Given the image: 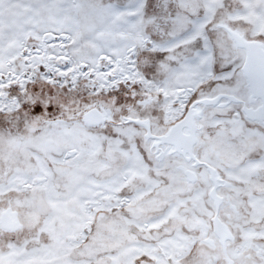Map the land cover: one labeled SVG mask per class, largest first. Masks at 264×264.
I'll list each match as a JSON object with an SVG mask.
<instances>
[{
	"label": "snow or ice",
	"instance_id": "obj_1",
	"mask_svg": "<svg viewBox=\"0 0 264 264\" xmlns=\"http://www.w3.org/2000/svg\"><path fill=\"white\" fill-rule=\"evenodd\" d=\"M0 264H264V0H0Z\"/></svg>",
	"mask_w": 264,
	"mask_h": 264
}]
</instances>
